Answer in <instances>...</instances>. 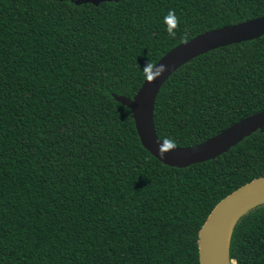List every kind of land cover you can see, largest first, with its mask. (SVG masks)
<instances>
[{"label":"trees","instance_id":"trees-1","mask_svg":"<svg viewBox=\"0 0 264 264\" xmlns=\"http://www.w3.org/2000/svg\"><path fill=\"white\" fill-rule=\"evenodd\" d=\"M263 15L264 0H0V264H199L213 207L264 176V130L171 167L113 94L131 98L190 38ZM263 109L264 35L177 69L153 121L163 142L189 147ZM229 255L264 264V204L240 218Z\"/></svg>","mask_w":264,"mask_h":264},{"label":"water","instance_id":"water-1","mask_svg":"<svg viewBox=\"0 0 264 264\" xmlns=\"http://www.w3.org/2000/svg\"><path fill=\"white\" fill-rule=\"evenodd\" d=\"M76 5L117 0H71ZM264 35V15L202 32L168 52L151 67L137 92L130 98L113 94L114 100L127 107L141 145L161 163L185 168L213 160L227 152L251 134L264 130V109L245 116L210 138L189 147H176L163 142L157 135L153 109L163 83L177 69L193 58L216 48L257 39ZM264 204V176H260L233 190L211 210L199 232V264H234L229 255V244L234 227L250 210ZM231 224L226 262L219 255V239L224 228Z\"/></svg>","mask_w":264,"mask_h":264},{"label":"bare ground","instance_id":"bare-ground-1","mask_svg":"<svg viewBox=\"0 0 264 264\" xmlns=\"http://www.w3.org/2000/svg\"><path fill=\"white\" fill-rule=\"evenodd\" d=\"M231 224H228L224 230L222 231V234L219 239V255L220 258L226 262V246H227V240L229 235Z\"/></svg>","mask_w":264,"mask_h":264},{"label":"clouds","instance_id":"clouds-1","mask_svg":"<svg viewBox=\"0 0 264 264\" xmlns=\"http://www.w3.org/2000/svg\"><path fill=\"white\" fill-rule=\"evenodd\" d=\"M165 20L167 21V24L169 26L167 28L169 35H175L174 28L176 24V17L174 11L170 10L166 15Z\"/></svg>","mask_w":264,"mask_h":264}]
</instances>
